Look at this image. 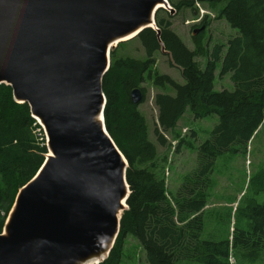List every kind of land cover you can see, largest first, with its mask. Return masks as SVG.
I'll return each instance as SVG.
<instances>
[{"label":"trees","instance_id":"trees-1","mask_svg":"<svg viewBox=\"0 0 264 264\" xmlns=\"http://www.w3.org/2000/svg\"><path fill=\"white\" fill-rule=\"evenodd\" d=\"M169 2L178 14L193 16H199L198 5H202L215 14L214 20H224L235 33L212 46V21L207 13L192 26L190 48L173 30L169 11L160 9L156 15L160 36L157 30L146 28L134 37L144 49L143 58L120 57L116 49L111 51V64L103 78L104 119L128 161L131 193L115 244L99 264H134L141 251L148 264L253 262L264 256V161L245 179V191L235 207L208 210V204L218 185L216 175L231 171L235 156L247 155L264 125V0ZM163 49L184 83L155 71L157 54ZM218 70L221 76L231 73L233 90L215 89ZM147 81L161 90L154 98L158 109L155 142L140 109L146 100L143 84ZM135 88L144 93L139 105L131 98ZM187 113L195 119L218 117L198 144L177 131ZM169 132L175 133L178 150L187 145L196 154L195 166L179 175L177 189L169 185L174 170L169 152L159 153V146H168ZM46 142L30 105L18 102L10 85L0 84V233L19 190L44 164ZM208 220L216 221L211 231ZM222 223L228 234L222 233Z\"/></svg>","mask_w":264,"mask_h":264},{"label":"water","instance_id":"water-1","mask_svg":"<svg viewBox=\"0 0 264 264\" xmlns=\"http://www.w3.org/2000/svg\"><path fill=\"white\" fill-rule=\"evenodd\" d=\"M153 9L155 26L160 9L174 11L169 0H0V84L30 105L52 152L18 192L0 233V264H74L111 239L96 264L108 257L131 193L128 161L104 119L103 78L117 47L108 43L146 28L160 36L143 24ZM131 98L141 104L142 89ZM99 111L105 133L93 121Z\"/></svg>","mask_w":264,"mask_h":264},{"label":"rangeland","instance_id":"rangeland-1","mask_svg":"<svg viewBox=\"0 0 264 264\" xmlns=\"http://www.w3.org/2000/svg\"><path fill=\"white\" fill-rule=\"evenodd\" d=\"M171 4V3H170ZM172 6V4H171ZM199 6V16H193L191 13L186 15L183 13L178 14L176 9L169 14L172 17L173 30L186 42V44L192 48V35L194 34L192 26L199 23L207 13L209 14V19H211V28L210 34L212 36V46L216 41H224L227 36L232 33H235L224 20H214L216 17L213 12H210L207 8L202 5ZM173 7V6H172ZM161 16H167L166 13L161 12ZM158 29V26H155ZM114 49L117 50V56L127 57L132 56L136 58H143L145 56L144 49L140 41L137 38H131L129 40L123 41L117 45ZM155 71L160 75L168 74L173 77L175 80L184 83V79L181 75V72L178 68L172 67L169 63L168 56L163 50L157 54V64L155 66ZM147 88L146 100L140 105V109L148 118L150 138L152 141H156L154 137V124L156 125L158 121V109L155 105V95L161 90L153 85V82L147 81L143 84ZM215 89L218 91L228 89L233 90L234 84L231 80V73L224 76L220 75V70L216 71V81ZM218 123V117H211L209 119H195L193 115L187 113L180 120L177 131L181 134L182 137L195 141L197 144L203 141L206 137V131H210L214 128L215 124ZM44 130V129H43ZM196 130V134H195ZM45 133V132H44ZM195 134V135H194ZM175 133L169 132L166 134L168 139V146L161 147L159 146V153L163 154L169 152V158L171 160V166L174 170L169 176V185L171 189H174L179 186L181 183V176L185 172H188L196 164V154L187 145H182L178 150L179 141L174 138ZM46 136V135H45ZM195 136V137H194ZM264 161V125L256 137V140L250 147L247 155H237L233 158L231 163V171L225 172L223 174H217L218 185L213 191L212 198L208 204V210H216L220 208H232L236 206L235 201L239 199L245 191L246 186H244V181L251 175L252 172H255L259 169L260 163ZM223 164L226 161H222ZM174 174V177L173 175ZM179 176V181L177 178ZM177 181V182H176ZM177 189V188H176ZM175 189V190H176ZM215 220H208L207 226L211 231L215 227ZM234 221L232 222L233 225ZM221 227L223 228V234L227 229L225 223H222ZM229 232L226 231V234ZM134 241L131 242L132 246ZM138 249V248H137ZM139 250V249H138ZM137 250V251H138ZM232 264H235V261L232 259ZM134 264H148L146 261V255L143 251L140 252L139 259L134 262ZM178 264H199L196 262H180ZM240 264H264V256L253 262H244L241 261Z\"/></svg>","mask_w":264,"mask_h":264},{"label":"bare ground","instance_id":"bare-ground-1","mask_svg":"<svg viewBox=\"0 0 264 264\" xmlns=\"http://www.w3.org/2000/svg\"><path fill=\"white\" fill-rule=\"evenodd\" d=\"M161 5H165L167 6L165 3L163 2H159L157 3V6H161ZM155 7V8H156ZM154 8V9H155ZM154 9L152 11V13L150 14V18L149 20H147V22L143 23L144 25H151V26H155L154 22H153V12ZM133 33L127 34L123 37H114L112 39H110L109 43H108V48L112 49L115 46H117L120 41L122 40H127L129 38H132ZM40 122H43L42 118L39 117ZM93 121L94 123L105 133V129H104V124H103V118H102V113L101 111H99L94 117H93ZM49 154L47 155L48 157L51 156L52 152L48 151ZM124 160V159H123ZM125 162V161H124ZM126 187L124 186V195L120 198V205L118 208V215L121 213V211L123 210V208L126 206L125 203V199H126ZM6 231V230H5ZM112 246V240H108L106 241L102 247L100 249H98L96 252L92 253L91 255L80 259L78 262L74 263V264H96V262H98L99 260H102L105 256H107L109 249Z\"/></svg>","mask_w":264,"mask_h":264}]
</instances>
